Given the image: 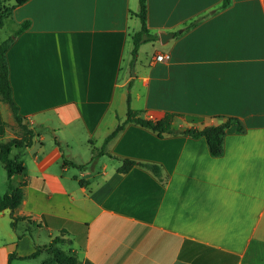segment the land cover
Returning <instances> with one entry per match:
<instances>
[{
  "label": "crops",
  "instance_id": "0c3cea01",
  "mask_svg": "<svg viewBox=\"0 0 264 264\" xmlns=\"http://www.w3.org/2000/svg\"><path fill=\"white\" fill-rule=\"evenodd\" d=\"M145 7L157 38L134 57L139 0H26L4 19L9 35L27 23L5 55L12 100L36 134L11 149L25 185L15 210L0 211V264L42 255L44 264L46 248L30 255L55 237L79 264H264V0ZM160 32L172 36L163 42ZM128 94L144 117L174 113V128L233 118L222 153L204 136L128 122L105 145L112 156L91 159L125 117ZM19 135L0 99V142ZM120 158L138 164L120 172Z\"/></svg>",
  "mask_w": 264,
  "mask_h": 264
},
{
  "label": "trees",
  "instance_id": "16d2710c",
  "mask_svg": "<svg viewBox=\"0 0 264 264\" xmlns=\"http://www.w3.org/2000/svg\"><path fill=\"white\" fill-rule=\"evenodd\" d=\"M26 0H14V3L10 4L9 0H0V28L4 23V19L10 14L12 9L15 6H18L24 3ZM137 15L141 21V28L134 32L131 35L133 42L132 47V56L134 57L137 53L138 46L146 41H152L157 38L156 33H151L148 31L145 25V15L146 7L145 0H139V11ZM197 19L188 23L193 24ZM27 23L23 22L20 24L17 31L7 37L4 40L0 41V99L4 102H7L11 108L12 115L20 128V135L18 137L11 138L5 142H0V161L3 163V167L6 171L7 177V189L4 194L0 195V211L8 208L11 213L15 208L20 204L23 198V186L25 185V166L22 163V160L19 158V155L10 156L11 149L13 147H22L27 146L31 143L33 136L36 134V129L34 127H29L26 123L23 122L22 116L18 113L17 106L12 100L11 90L8 79V65L6 60V50L14 38V36L26 27ZM127 108L125 117L122 120H118L115 127L109 132V134L104 138L101 146L92 148L91 159L103 154L112 156L110 153L105 151L106 143L114 137L128 122H135L145 127L151 128L156 131L158 135L169 133V134H185L192 137L204 136L210 153L213 156H219L223 151V136L227 127L234 121L233 118H227L226 120L219 122L217 124L204 125L202 127L186 126L183 128H174L172 126V118L175 115L172 112H165L163 116L157 119H151L144 117L142 115L141 109H134L130 106V96L127 95ZM238 127L240 125L238 123ZM55 141L59 143V140L55 138ZM121 165L118 167V171L126 172L134 164H138L136 161L128 158H120ZM72 165L76 167L83 166L82 164H77L71 162ZM141 164V163H140ZM149 167L155 174L160 173L159 166L153 164H145ZM19 175L23 177L21 181L17 184H13L11 177L13 175ZM80 184H87L84 181L80 180ZM19 217L17 215L11 214V226L15 227L16 220ZM63 239L59 237L53 238L49 244L37 246L35 251L30 255L34 257L37 255V252L40 248H46L49 251V258L45 260L44 264H79L76 256L72 254L70 250L63 249L59 247V243ZM14 253L9 254V260L12 257H15Z\"/></svg>",
  "mask_w": 264,
  "mask_h": 264
},
{
  "label": "rangeland",
  "instance_id": "374dc122",
  "mask_svg": "<svg viewBox=\"0 0 264 264\" xmlns=\"http://www.w3.org/2000/svg\"><path fill=\"white\" fill-rule=\"evenodd\" d=\"M11 27H12V24L9 21V22H6V24L0 28V40H4L7 38V36L11 32V29H12ZM73 169H74V171H77L76 168H73ZM2 173H4V172H2ZM43 259H44V256L42 255V256H39V257H37L35 259H31V260H20L17 262L14 261L13 264H43Z\"/></svg>",
  "mask_w": 264,
  "mask_h": 264
},
{
  "label": "water",
  "instance_id": "95a60500",
  "mask_svg": "<svg viewBox=\"0 0 264 264\" xmlns=\"http://www.w3.org/2000/svg\"><path fill=\"white\" fill-rule=\"evenodd\" d=\"M170 36H172V33L170 32H160L159 33L160 40L163 42L166 41L167 38H169Z\"/></svg>",
  "mask_w": 264,
  "mask_h": 264
},
{
  "label": "built area",
  "instance_id": "2783aa9c",
  "mask_svg": "<svg viewBox=\"0 0 264 264\" xmlns=\"http://www.w3.org/2000/svg\"><path fill=\"white\" fill-rule=\"evenodd\" d=\"M169 55L168 54H164V53H158L155 56L156 60H164V59H168Z\"/></svg>",
  "mask_w": 264,
  "mask_h": 264
}]
</instances>
